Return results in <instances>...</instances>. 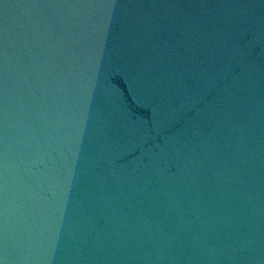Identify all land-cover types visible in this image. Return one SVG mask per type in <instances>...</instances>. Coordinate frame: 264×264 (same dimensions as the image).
I'll use <instances>...</instances> for the list:
<instances>
[{"label":"water","instance_id":"obj_1","mask_svg":"<svg viewBox=\"0 0 264 264\" xmlns=\"http://www.w3.org/2000/svg\"><path fill=\"white\" fill-rule=\"evenodd\" d=\"M0 264H264V0H0Z\"/></svg>","mask_w":264,"mask_h":264}]
</instances>
